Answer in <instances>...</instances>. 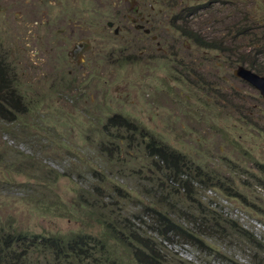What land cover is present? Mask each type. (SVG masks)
Returning <instances> with one entry per match:
<instances>
[{
  "label": "rangeland",
  "instance_id": "1",
  "mask_svg": "<svg viewBox=\"0 0 264 264\" xmlns=\"http://www.w3.org/2000/svg\"><path fill=\"white\" fill-rule=\"evenodd\" d=\"M132 3L148 33L122 17L135 15ZM0 61V233L97 235L85 198L104 195L136 225L128 217L139 201L159 208L145 196L159 189L173 217L209 206L260 245L232 229L203 238L212 250L169 235L156 238L163 255L264 263V101L234 74L244 65L264 76V0H0ZM115 114L135 130L111 126ZM151 141L218 180L171 181ZM53 256L37 243L17 262L57 264Z\"/></svg>",
  "mask_w": 264,
  "mask_h": 264
},
{
  "label": "trees",
  "instance_id": "2",
  "mask_svg": "<svg viewBox=\"0 0 264 264\" xmlns=\"http://www.w3.org/2000/svg\"><path fill=\"white\" fill-rule=\"evenodd\" d=\"M6 90V79L0 76V94H5ZM108 122L111 126L126 130L132 127L134 131L136 128L135 124L120 114L109 117ZM147 146V151L151 157L155 158L158 168L167 172L168 178L177 184L196 181L198 185H206L205 183L208 181L218 180L215 173L206 174V171H200L203 169L199 166L195 167L197 170L194 172V169L187 163V159L175 149H169L162 144L155 145L153 141L149 142ZM260 184L264 186V181ZM157 192L158 194L150 189L148 193H145V196L155 198L156 202L159 200L161 204L159 208L156 206L150 208L143 201H139L138 205L142 207V210H139L140 213H134L128 217L134 222L136 221V225L128 222V219L122 217L118 212H113L111 206L107 208L103 202L104 195L101 198L94 197L91 201L84 197L90 208V214L96 216L93 219L100 228L97 235L80 231L59 235L56 238L51 236L39 241L33 236L28 237L20 232L6 234L1 232L0 264H14V262L19 264L17 257L24 254L28 247L37 243L51 249V253L54 254V263L57 264H129L123 256L132 259L136 264H176L174 257H168V253L162 254L160 243L156 240L157 237H164L162 240H166L169 235L179 236L183 238V242L190 246L205 244L212 250V247L207 245L203 238L219 239L225 234V230L229 234L230 229L233 233L236 231L235 234L245 238L255 250L260 247L255 243L253 237L239 233L238 231L241 230H238L235 225H229L228 229L224 225H220L224 221L223 215L217 214L209 206L193 205L191 207L193 210L190 213L177 215V218L173 217V212L167 206V201L160 198L159 189ZM79 204L82 206L81 203ZM124 209H126L125 206ZM144 217L149 218L147 223ZM26 240L30 244H26Z\"/></svg>",
  "mask_w": 264,
  "mask_h": 264
},
{
  "label": "water",
  "instance_id": "3",
  "mask_svg": "<svg viewBox=\"0 0 264 264\" xmlns=\"http://www.w3.org/2000/svg\"><path fill=\"white\" fill-rule=\"evenodd\" d=\"M108 26H112L113 22L108 21ZM114 32H118V27L114 29ZM80 48V47H79ZM77 50V49H76ZM234 74L243 80L250 83L253 87H255L260 93L263 101H264V76L254 72L252 69L245 67L244 65H239L237 69L234 70Z\"/></svg>",
  "mask_w": 264,
  "mask_h": 264
},
{
  "label": "flooded vegetation",
  "instance_id": "4",
  "mask_svg": "<svg viewBox=\"0 0 264 264\" xmlns=\"http://www.w3.org/2000/svg\"><path fill=\"white\" fill-rule=\"evenodd\" d=\"M130 10L132 12H134L135 15H130V14L129 15H126V14H123L122 17L124 19H127L129 23H131L132 25H134V28L136 30H142L144 32V34L145 33H148L150 31V29L144 27L145 23H148V18L145 17L142 14V11L141 10H139L138 4L132 3V5L130 7ZM118 30H119V28H118ZM80 48H82V46Z\"/></svg>",
  "mask_w": 264,
  "mask_h": 264
}]
</instances>
